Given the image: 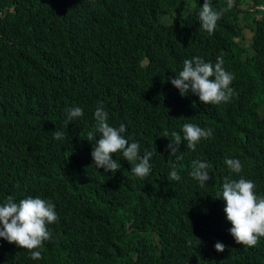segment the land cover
<instances>
[{"label":"trees","instance_id":"trees-1","mask_svg":"<svg viewBox=\"0 0 264 264\" xmlns=\"http://www.w3.org/2000/svg\"><path fill=\"white\" fill-rule=\"evenodd\" d=\"M204 2L0 0V205L40 197L58 217L42 259L0 238V264H264V237L237 244L218 198L226 176L253 181L264 197V0H234L212 34L200 26ZM193 56L223 58L234 77L227 103L204 105L172 85ZM73 107L82 118L68 119ZM98 107L110 126L126 125L141 156L156 149L147 177L120 152L115 173L95 166L87 134ZM185 123L213 135L195 151L182 142L177 160L163 132L183 139ZM193 160L210 166L204 187L190 175ZM174 166L179 181L169 180Z\"/></svg>","mask_w":264,"mask_h":264},{"label":"clouds","instance_id":"clouds-1","mask_svg":"<svg viewBox=\"0 0 264 264\" xmlns=\"http://www.w3.org/2000/svg\"><path fill=\"white\" fill-rule=\"evenodd\" d=\"M234 0H227V6L220 10H215L205 0L202 10L199 13L200 26L207 33L212 34L217 27V22L225 12L233 8ZM264 9V5L260 6ZM224 60L217 57L215 64L205 62L199 56H193L183 61V68L174 77H169L172 85L177 88L181 96L188 95L189 92L197 95L204 105H219L227 103L233 94L230 84L234 77L225 70ZM68 119L76 120L84 115L80 107L68 108ZM95 130L89 131L87 140L93 143L91 155L97 168L104 169L105 172L115 173L120 169V164L113 159V154L120 152L125 160L131 165L132 173L144 179L151 170L150 160L156 149H146L141 156L139 144L129 143L122 135L126 132V125L120 124L118 128L110 126L109 114L98 107L94 113ZM183 139L180 133L167 130L163 132L164 137L171 135L170 143L166 146L169 156H176L177 160L182 157L177 156L180 152L179 146L186 142L187 149L195 151L201 140L212 137L211 128L201 127L185 123L182 126ZM98 134V135H97ZM64 133L56 131L54 139H62ZM98 138V139H97ZM137 161H139L137 163ZM225 164L231 172L240 174L242 165L238 159L225 158ZM209 165L200 160L192 161L191 177L199 182L200 187H204L212 176L209 172ZM181 179L174 166L169 173V180L179 181ZM256 185L253 181L240 176L239 179L224 177L222 191L218 198H223L226 202L224 209L227 220L232 227L229 229L235 242L245 247H255L260 238L264 237V197L256 194ZM55 204L40 197H31L15 201L13 196H8L6 202L0 205V238L14 243L26 249L33 260L42 259L40 249L44 243L51 239L48 226L57 220ZM191 244V241H188ZM218 252L225 250V245L221 242L215 244Z\"/></svg>","mask_w":264,"mask_h":264},{"label":"rangeland","instance_id":"rangeland-1","mask_svg":"<svg viewBox=\"0 0 264 264\" xmlns=\"http://www.w3.org/2000/svg\"><path fill=\"white\" fill-rule=\"evenodd\" d=\"M241 6H245V4H243V5H241ZM245 30H246V32H247V28H246Z\"/></svg>","mask_w":264,"mask_h":264}]
</instances>
